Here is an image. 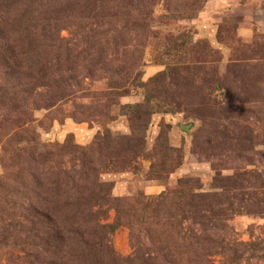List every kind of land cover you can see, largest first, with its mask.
I'll use <instances>...</instances> for the list:
<instances>
[{
	"label": "rangeland",
	"instance_id": "rangeland-1",
	"mask_svg": "<svg viewBox=\"0 0 264 264\" xmlns=\"http://www.w3.org/2000/svg\"><path fill=\"white\" fill-rule=\"evenodd\" d=\"M5 38L51 65L0 72V264H264V0H0Z\"/></svg>",
	"mask_w": 264,
	"mask_h": 264
},
{
	"label": "trees",
	"instance_id": "trees-1",
	"mask_svg": "<svg viewBox=\"0 0 264 264\" xmlns=\"http://www.w3.org/2000/svg\"><path fill=\"white\" fill-rule=\"evenodd\" d=\"M41 30L43 31L44 29H41ZM42 36L45 37L47 35L45 34V32H43ZM22 49H23V40H20V39L10 40L8 38H5L1 42L0 44V72H2L6 76V78L8 77V80L10 81H14L12 79L23 80V74L25 73L27 74V77L29 79L35 77L36 80L41 82L40 83L41 86L44 87V84L46 85L45 81L47 80V78H49L48 74H50L48 72L50 65H51L50 61L45 62L43 64L28 63L26 61V54L23 53ZM64 73H65L64 75H60L61 80L68 78V75H70L69 70L64 71ZM21 80L17 82L18 83L17 85H20L19 82ZM19 93L23 97V89L19 90ZM26 94L27 93H25V95ZM45 219L48 222L51 221V219L47 217H45Z\"/></svg>",
	"mask_w": 264,
	"mask_h": 264
},
{
	"label": "water",
	"instance_id": "water-1",
	"mask_svg": "<svg viewBox=\"0 0 264 264\" xmlns=\"http://www.w3.org/2000/svg\"><path fill=\"white\" fill-rule=\"evenodd\" d=\"M181 131H183V132H185V133H186V132L188 131V128H187V126H182V127H181Z\"/></svg>",
	"mask_w": 264,
	"mask_h": 264
}]
</instances>
